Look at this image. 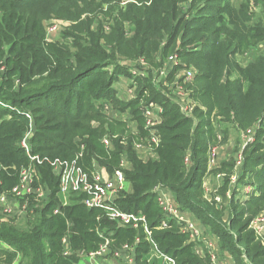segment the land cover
<instances>
[{"label":"trees","instance_id":"1","mask_svg":"<svg viewBox=\"0 0 264 264\" xmlns=\"http://www.w3.org/2000/svg\"><path fill=\"white\" fill-rule=\"evenodd\" d=\"M76 1L86 2L0 0V64L5 66L0 75V101L31 113L30 153L71 160L83 144L80 165L91 170L92 162L97 161L108 172L125 155L130 163L124 171L130 191L121 193L115 205L124 212L143 215L151 231L150 239L176 264L207 262L193 252L192 244L186 243L187 236L177 231L173 220H169L170 228H158L164 216L153 191L155 186L169 189L180 209L191 213L214 234L220 248L230 253L236 264H264V243L249 229L250 218L264 208V146L259 139L264 135V55L245 66L234 61V54L242 51L246 43L264 38V16L248 25L246 11L234 8L229 0H150L144 14L134 18V33L129 42L140 57L146 58L152 49L156 51L163 39L162 57L169 54L176 41L183 47L193 45V50L182 49L178 55L180 63L174 68L182 69L192 63L198 68L190 96L202 102L206 111L195 108L197 121L192 124L191 117L182 114L166 92L154 87L148 79L138 85L134 99L120 102L115 98L113 84L123 70L115 56L103 49L100 29L95 33L87 27L85 38L74 36L73 51L45 41L42 17ZM255 1L264 13V0ZM185 2L189 5L186 11ZM87 5L90 7V3ZM193 9L196 13L187 17L186 13ZM112 30L115 33L110 32L109 38L114 46L122 44L126 35L123 27ZM233 72L238 75L235 80L222 81L223 74L230 76ZM102 100H111L121 110L128 109L140 136L147 134L143 106L157 103L162 109L158 146L139 156L132 145L134 136L122 135L128 132L123 123L114 121L104 127L106 120L95 110L97 102ZM213 112L232 119L239 128L260 119L255 144L244 151L238 182L245 184L242 177L250 173L260 193L244 202L232 197L226 221L214 199L204 198L202 184L207 169V147L219 132L213 131ZM93 118L103 120L102 124L92 126ZM27 125L23 113L0 106V166L7 169L0 171V188L15 184L18 170L29 162L19 145ZM104 135L110 138L109 147L101 141ZM187 154L189 166L185 163ZM231 166V161L225 164L226 176ZM37 172L38 181L48 189L47 200L23 224L0 223V255L6 256V262L21 256L25 264H75L77 256H63L61 240L66 235L72 252L95 251L106 236L115 246L133 244L138 238L134 250L136 264H165L152 256V243L142 226L117 227L102 210L84 207L82 193L71 192L62 205L58 177L51 167L43 164L37 167ZM227 186L225 177L223 188ZM56 208L59 212L53 213ZM246 213L249 217L244 216Z\"/></svg>","mask_w":264,"mask_h":264},{"label":"built area","instance_id":"2","mask_svg":"<svg viewBox=\"0 0 264 264\" xmlns=\"http://www.w3.org/2000/svg\"><path fill=\"white\" fill-rule=\"evenodd\" d=\"M62 25L46 24V35L49 40H53L57 31ZM138 64H143V60H139ZM179 60L176 55L167 57L166 64L160 68V82L165 85L166 77L171 73L173 67L178 65ZM183 79L191 81L197 71L193 66L182 69ZM166 96L175 102L179 110L185 116H190V95L182 89L175 90V93L166 92ZM9 109L11 107L4 105ZM161 107L154 102H150L143 106L142 114L144 116V129L147 131L146 136H140V130L137 127L136 133L140 136V140L147 144L149 148L144 153L151 152L160 143V135L158 125L161 123ZM28 120V125L19 142L21 148L28 156L29 162L22 166L17 172V181L9 188H0V223H22L29 215H33L39 205L47 200L48 189L44 184L38 181L37 167L47 164L51 167L52 172L58 177L59 194L63 197L62 205L67 202V196L71 192L82 193L84 196L81 203L87 209H100L108 220L115 223L117 227L138 228L142 226L147 233L149 240L152 243V256L162 259L165 264H176L175 260L162 253L156 244L150 239L151 231H149L145 218L141 214L127 213L119 209L115 205V200L121 193L130 191V184L125 178L124 171L129 169L130 163L125 155L119 160L118 166L112 172H108L104 166L98 164L97 161L92 162L91 170H85L79 163L83 156L84 145H79V151L71 160L48 157H40L30 153L29 140L33 134V121L29 113H23ZM246 142L254 138V131H246ZM105 147H109L111 142L107 135L101 138ZM139 144H135L137 149ZM208 166H214L216 157L215 147H208ZM234 169L230 172L229 183L230 190L227 196L230 195L239 201H244L250 196L258 195L257 186L252 184H239V168L242 162L241 151L236 156ZM185 163H188V156L185 157ZM7 171L3 166H0V171ZM1 174V172H0ZM224 175H217L220 178ZM2 180L0 178V187ZM153 191L157 195L158 206L160 207L164 218L159 223V229L170 228L169 220H173L176 224L177 231L180 234L187 236L186 243L192 244L193 252L207 263L204 264H222L221 252L215 247V240L218 238L205 229L198 220L186 218V212L182 211L178 202L174 199L171 191L165 187L155 186ZM235 192V193H234ZM214 201L220 206L221 199L215 196ZM59 208H56L53 213H58ZM249 227L254 231L256 237L264 243V214L253 217L249 222ZM110 234V233H109ZM103 237L102 234L99 235ZM214 237V239L212 238ZM63 256H77V259H93L99 257L113 259L123 262V264H136L134 260V250L139 239L136 238L133 244H122L120 246L112 245L111 239L107 236L104 238L98 249L95 251H74L69 248L68 237L65 235L62 238Z\"/></svg>","mask_w":264,"mask_h":264},{"label":"rangeland","instance_id":"3","mask_svg":"<svg viewBox=\"0 0 264 264\" xmlns=\"http://www.w3.org/2000/svg\"><path fill=\"white\" fill-rule=\"evenodd\" d=\"M229 1L234 8H242L246 11L245 20H247V23H249L248 25L256 22V20L259 21L263 19V8L255 0ZM87 3H90V7L87 5ZM149 3L150 0H86V2L76 1V4H72L71 2L66 3L63 6L51 11L52 13H47L42 17L41 25L45 32V41L47 43L61 45L73 51L74 48L71 46V43L73 42L72 38L74 36L78 35L79 37L85 38L87 33L85 31L87 27L91 32H95L97 29H100V35H102V37L100 38V43L103 46V49L107 53L115 56L117 65L123 70L118 75L116 81L113 84L115 98L120 102H126L134 99L136 97V88L141 82H144L145 79H148L154 87L160 88V90L162 91L175 93V90L182 89L190 95V93L192 92L191 90L193 89L190 86L194 85L196 75L198 74V68L193 63L190 65L196 69L197 73L195 77L188 82L183 79L182 75V69H185L186 67L178 70H174L175 67H173L174 71H172L165 78L167 85H165L163 82H160L161 76H159V70L164 63L166 64L167 57L171 55H176L178 57V55L183 52V48H185L186 50H193V45H187L186 47H183L178 41H176L172 46V50L169 52V54L165 57H162L160 56V52H162L164 39H161L162 41L158 42V44L160 45L158 49L156 51L152 49L149 52V55L146 58H143L139 56L138 51L135 49V46L129 42L132 34L134 33V26L132 24V22L135 20L134 18H136L137 15L139 17L142 16L144 14V7H146V5H149ZM183 6L185 11L189 9L188 3H183ZM192 13L195 14L196 9H193L190 13L187 12L186 16L190 17V14ZM47 23L50 25H62L57 33H53L56 34L53 40H49L47 38L45 29ZM119 26L123 27L124 34H126L125 40L121 42L122 44L114 46V43L111 38H109V35L110 32L113 31L112 28L114 29V27L117 28ZM112 33H115V31H113ZM194 50H196V48ZM234 55V61L238 62L241 66L247 65L248 63L254 61L256 57L264 55V38L255 40L253 39L251 42L245 44L242 51H238ZM141 59L143 60V64H138V61ZM107 69H109L110 71L112 69V66L108 67ZM4 70V64H0L1 76ZM237 77L238 75L236 72L231 73L230 76H227V74L225 73L223 74L222 81H225L227 79L233 81ZM1 79L2 78H0V81ZM15 83L17 84V82ZM190 98L189 115L191 117L192 124H194L197 121V118L194 116V109L197 108L199 111L205 112L206 107L202 105V102H200L199 100H196L191 96ZM3 104L11 107V110L17 111L19 113L26 112V110L23 111L17 109L16 107L0 101V106H3ZM96 105L97 106L95 110L100 112L106 120L103 122L104 127H107L108 123L110 122H121L125 125V128L128 131H124L122 135L123 137H127L130 133L129 127L132 124V121H134L132 115H130L129 113V110H121L119 108V105L115 106L111 100H102L100 102H97ZM26 113H29L31 115V113L28 111ZM6 118H10V116H7ZM211 119L213 131L215 132L219 130V132H216L215 137L208 144V147H215L216 157L214 159V163H212V165L214 166H208L209 153L207 151V169L202 180L204 198L206 200H213L215 196L220 197V206L221 210L223 211V220L226 221L228 220V217L230 215L229 207L232 196H227V192L230 190L229 180L228 186L225 189L223 188V182L225 177L229 179V176L231 174L229 176H226L224 173L227 174L228 172L223 169L225 168V164L229 163L230 161L232 163V166L230 167L231 171L232 169H234L233 166H235L236 161L235 156L240 153V151L242 156L241 163H244V151L247 149V147L249 148L253 144H255L256 130L260 125V119L253 121L252 124L246 128H239L233 121H231L232 119L227 120L223 116H219L217 112L212 113ZM102 121L103 120H96V118H93V121H91V125L99 127L102 124ZM247 130L254 131V138L251 141L246 142ZM259 139L263 142L261 144L264 146V135H262V137ZM133 143L139 144V147L135 150L136 153L139 156H144V153L147 151L149 146L143 143L141 140L136 141L135 139H133ZM259 149L261 150L260 152L263 151L262 148ZM217 175L224 176L217 178ZM242 178L243 181L246 182L245 184L254 183V180L250 173L244 175ZM259 193L260 192L258 191V195ZM238 204H240L241 207H244L243 203L238 202ZM262 214H264V208H261L259 211H257V213L252 216V218ZM247 215L248 214L246 213L244 216L249 217ZM5 257L4 255H0V264H25L21 260V256H18L16 257V259L14 258L12 261L8 262L4 260L6 259ZM231 258L233 259L232 256ZM117 264H123V262L117 261Z\"/></svg>","mask_w":264,"mask_h":264},{"label":"crops","instance_id":"4","mask_svg":"<svg viewBox=\"0 0 264 264\" xmlns=\"http://www.w3.org/2000/svg\"><path fill=\"white\" fill-rule=\"evenodd\" d=\"M127 116H129V115H127ZM136 130H137V125H136L135 121H132V124L129 127V132L131 135H133L135 137V138L133 137V139L138 141V140H140V136L136 133ZM132 145L134 148L135 144L132 143ZM187 156H188V154H187ZM187 166H189V162L187 163ZM186 218L194 219L193 215L191 213H188V212H186ZM18 224H20V223H18ZM212 238L214 239V237H212ZM2 245L4 248H8L7 244L3 243ZM215 247L219 250V252H221L222 264H236V262L231 258L230 254L228 252L220 249L219 243H217V239L215 240ZM16 257H18V256H16ZM16 257H14V258L16 259ZM75 264H117V260L99 257V258H97V260L79 259L78 262Z\"/></svg>","mask_w":264,"mask_h":264}]
</instances>
